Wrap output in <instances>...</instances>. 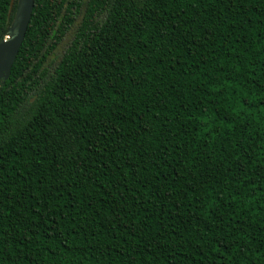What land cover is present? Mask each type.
Returning a JSON list of instances; mask_svg holds the SVG:
<instances>
[{
    "label": "trees",
    "instance_id": "16d2710c",
    "mask_svg": "<svg viewBox=\"0 0 264 264\" xmlns=\"http://www.w3.org/2000/svg\"><path fill=\"white\" fill-rule=\"evenodd\" d=\"M0 264H264V0H35L0 87Z\"/></svg>",
    "mask_w": 264,
    "mask_h": 264
},
{
    "label": "water",
    "instance_id": "95a60500",
    "mask_svg": "<svg viewBox=\"0 0 264 264\" xmlns=\"http://www.w3.org/2000/svg\"><path fill=\"white\" fill-rule=\"evenodd\" d=\"M34 7L35 0H18L12 25L5 39L0 43V87L11 76L12 68L27 34Z\"/></svg>",
    "mask_w": 264,
    "mask_h": 264
},
{
    "label": "rangeland",
    "instance_id": "374dc122",
    "mask_svg": "<svg viewBox=\"0 0 264 264\" xmlns=\"http://www.w3.org/2000/svg\"><path fill=\"white\" fill-rule=\"evenodd\" d=\"M79 22H77V25ZM70 40V35L66 38V40L58 47V49L50 56L49 61L47 62L48 71H53L57 63L60 61L63 53L65 52L66 48L68 47Z\"/></svg>",
    "mask_w": 264,
    "mask_h": 264
}]
</instances>
